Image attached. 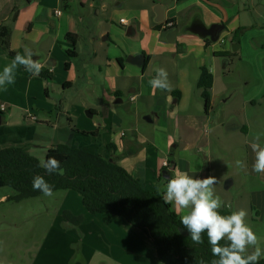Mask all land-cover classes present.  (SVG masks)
I'll return each mask as SVG.
<instances>
[{"label": "crops", "instance_id": "0c3cea01", "mask_svg": "<svg viewBox=\"0 0 264 264\" xmlns=\"http://www.w3.org/2000/svg\"><path fill=\"white\" fill-rule=\"evenodd\" d=\"M14 8L19 13L12 22ZM57 10L60 16H55ZM1 25L11 27V50L21 55L30 51L42 65L40 74L53 78L20 66L15 82L0 87V150L22 147L41 161L51 149L67 145L118 163L147 191L164 193L177 171L210 176L204 162L209 157L203 156L208 135L218 133L219 142L229 127L225 105L218 101L221 93H216L217 69L239 56L241 37L240 45L232 40L236 32L264 30V0H0ZM213 25L225 26L216 43L200 35L203 27ZM69 34L77 36L75 45ZM72 50L74 57L68 54ZM137 56L145 57L143 67L127 62ZM12 60L0 48V72ZM204 67L214 76L209 113L197 86ZM161 68L168 73V90L149 84ZM173 92L181 94L177 102ZM240 132L247 135L250 128ZM249 153L251 172V147ZM69 192L63 199L68 209L85 220L105 219L82 209L80 194ZM255 192L252 219L261 221L264 191ZM72 200L79 210L69 205ZM107 225L140 237L122 217L112 216Z\"/></svg>", "mask_w": 264, "mask_h": 264}, {"label": "rangeland", "instance_id": "374dc122", "mask_svg": "<svg viewBox=\"0 0 264 264\" xmlns=\"http://www.w3.org/2000/svg\"><path fill=\"white\" fill-rule=\"evenodd\" d=\"M241 47L239 56L230 58L227 68H223V62L219 63L216 93H221L218 101L225 105L229 127L225 126L227 131L220 134L219 142L214 136L218 133H209L210 144L204 147L203 156L209 157L204 162L210 169V176L217 179L214 190L224 201V208L247 211L246 222L264 249V218L261 221L256 216L252 219L250 206L255 190L264 191L260 183V176L264 174L253 171V155L251 172L248 165L253 135L264 133V30L245 31ZM124 102L128 103L127 99ZM245 126L250 128L247 135L240 132ZM260 142L264 144V136ZM237 160L243 162V168H237ZM68 192L6 202L16 193L7 187L0 188V264H160L153 242L148 239L144 242L142 231L133 228L138 237L134 232L124 234L117 225L109 227L105 219L98 216L85 220L84 215L75 214L64 204ZM69 205L80 209L75 200ZM80 207L83 209L82 200ZM65 212L81 217V224L78 227L70 225L64 217Z\"/></svg>", "mask_w": 264, "mask_h": 264}, {"label": "trees", "instance_id": "16d2710c", "mask_svg": "<svg viewBox=\"0 0 264 264\" xmlns=\"http://www.w3.org/2000/svg\"><path fill=\"white\" fill-rule=\"evenodd\" d=\"M18 13L19 8H14L12 22L17 19ZM11 33L9 25L0 26V48L13 59L16 53L11 50ZM241 33L242 30H239L233 35V42L239 43ZM67 39L75 45L77 36L69 34ZM74 53V50L68 52L71 57H74ZM40 76L50 80L53 78L50 73H41ZM213 84L212 72L206 67L202 68L197 86L203 91L207 113L212 108L210 90ZM172 95L176 102L180 100L179 92H173ZM53 157L60 162L62 175L49 174L39 166L40 160L22 147L0 150V188L7 187L16 193L8 197L6 202H21L43 196L41 191L33 188V178L41 176L52 186L53 193L74 191L80 194L85 209L92 215H105L106 223H111L112 216L122 217L142 231L153 242L161 264H200V261L211 264L216 259L212 255L207 233L203 234L202 244H193L190 234L180 222L181 217L172 210L171 204L164 203V193L147 191L139 179L118 163L67 145L51 149L46 160ZM219 211L222 215L232 212L228 208ZM64 217L75 227L82 222L81 217L71 212H65ZM180 230L186 231L188 235L183 236ZM225 243L221 241L222 245ZM258 264H264V258Z\"/></svg>", "mask_w": 264, "mask_h": 264}, {"label": "clouds", "instance_id": "9594fccd", "mask_svg": "<svg viewBox=\"0 0 264 264\" xmlns=\"http://www.w3.org/2000/svg\"><path fill=\"white\" fill-rule=\"evenodd\" d=\"M22 66L32 75H39L42 65L32 59L29 51L26 55L17 53L10 65L0 72V87L15 82V70ZM168 73L165 69H157V75L149 81L153 89L168 90ZM264 133H256L250 147L255 154L253 171L264 174V144L260 142ZM237 168H243V162L237 160ZM40 167L49 174H63L60 162L56 158L41 160ZM214 176L194 178L186 171H177L168 179L165 186L163 201L172 204L181 216L180 222L190 234L193 244H202L203 234L207 233L211 252L216 259L211 264H258L264 257V249L259 246V238L246 222L247 211L238 209L228 215H222L219 209L224 205L220 196L216 195ZM33 188L41 191L45 196H53L52 186L41 176L33 178ZM221 241L227 243L221 244ZM252 248L253 251L249 252ZM200 264H205L200 261Z\"/></svg>", "mask_w": 264, "mask_h": 264}, {"label": "water", "instance_id": "95a60500", "mask_svg": "<svg viewBox=\"0 0 264 264\" xmlns=\"http://www.w3.org/2000/svg\"><path fill=\"white\" fill-rule=\"evenodd\" d=\"M162 20H160L159 22H161ZM225 30V26L224 25H213L212 27L206 29L203 27V30H200V35L203 38H209L213 43L218 42V40L220 39L221 34L224 32ZM127 62L139 66V67H143L145 64V57L144 56H137V57H128ZM145 120L152 122V119L150 118V116L145 117ZM226 188L228 189L229 186L226 185ZM180 233L183 236H187L188 233L184 230H180Z\"/></svg>", "mask_w": 264, "mask_h": 264}, {"label": "built area", "instance_id": "2783aa9c", "mask_svg": "<svg viewBox=\"0 0 264 264\" xmlns=\"http://www.w3.org/2000/svg\"><path fill=\"white\" fill-rule=\"evenodd\" d=\"M54 13H55V16H60L62 12H61L60 10H57V11H55ZM120 23L123 24V25H127V22H126L125 20H121ZM168 27H172V24H169ZM1 110H2V111H5L6 108L2 107ZM165 167H166V168H169V167H170L169 162H166Z\"/></svg>", "mask_w": 264, "mask_h": 264}]
</instances>
